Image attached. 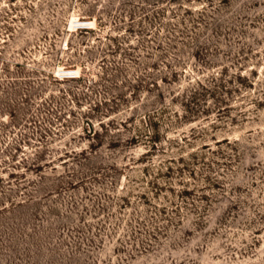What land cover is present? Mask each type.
<instances>
[{
  "label": "rangeland",
  "instance_id": "374dc122",
  "mask_svg": "<svg viewBox=\"0 0 264 264\" xmlns=\"http://www.w3.org/2000/svg\"><path fill=\"white\" fill-rule=\"evenodd\" d=\"M0 264H264V0H0Z\"/></svg>",
  "mask_w": 264,
  "mask_h": 264
},
{
  "label": "bare ground",
  "instance_id": "6f19581e",
  "mask_svg": "<svg viewBox=\"0 0 264 264\" xmlns=\"http://www.w3.org/2000/svg\"><path fill=\"white\" fill-rule=\"evenodd\" d=\"M83 23H88V24H91L92 22H89V21H85V22H83Z\"/></svg>",
  "mask_w": 264,
  "mask_h": 264
}]
</instances>
